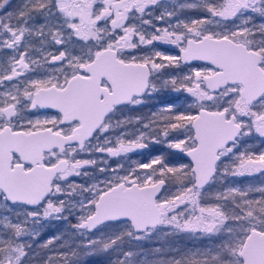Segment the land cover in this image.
Listing matches in <instances>:
<instances>
[{"label":"snow or ice","instance_id":"6c2138e0","mask_svg":"<svg viewBox=\"0 0 264 264\" xmlns=\"http://www.w3.org/2000/svg\"><path fill=\"white\" fill-rule=\"evenodd\" d=\"M255 174L264 0H0V264H264Z\"/></svg>","mask_w":264,"mask_h":264},{"label":"rangeland","instance_id":"374dc122","mask_svg":"<svg viewBox=\"0 0 264 264\" xmlns=\"http://www.w3.org/2000/svg\"><path fill=\"white\" fill-rule=\"evenodd\" d=\"M23 0H12L13 7H16L17 5L21 4ZM171 3H179L182 2V0H170ZM200 15V13L196 11H185L181 14L182 18H197ZM165 50V49H162ZM251 148L254 151H259V141L251 142L250 144ZM164 152L165 155H167V150L162 148L159 145L150 146L149 149L143 150L141 153L137 154H130L132 155V163L139 162V161H145L147 162L150 158H152L157 152ZM127 163L125 162V166L127 167ZM77 179V178H76ZM239 184L238 186L246 187L248 185L253 186H260L261 184H264V176H260L259 174H255L253 176H247V177H238L235 178ZM79 181V180H78ZM220 188V185H217L216 188H213L211 191L212 193H215L217 189ZM258 195V194H255ZM66 225H64L62 222H56L52 221L51 223L45 222V227L41 232V243L43 240H46L49 235H63L65 239H67V236L70 235L65 233ZM71 243V241H69ZM143 250L146 252H149L151 250H154L156 247H159L161 243L165 244L166 249L170 246L171 248H180L183 250H190L195 248H200L207 244V241H200L195 240L188 236L187 234H181L179 236H169L165 238L163 235H161L158 238H154L151 241H141L140 242ZM125 247H128L126 244ZM63 249L60 248V245H56V251H62ZM38 256H45V255H52L55 256L54 252H49L46 249H38L37 250ZM116 254L115 253H109V254H98L95 256H87V257H81V259L85 262V264H109L110 260H115ZM53 264H60L59 259H54Z\"/></svg>","mask_w":264,"mask_h":264},{"label":"flooded vegetation","instance_id":"af4514ba","mask_svg":"<svg viewBox=\"0 0 264 264\" xmlns=\"http://www.w3.org/2000/svg\"><path fill=\"white\" fill-rule=\"evenodd\" d=\"M163 26V25H162ZM173 46H169V45H162L161 46V49H170V48H172ZM173 51H175L174 49H173ZM145 112H147L148 111V109H145L144 110ZM185 162H187V161H185ZM77 180H79V178H77Z\"/></svg>","mask_w":264,"mask_h":264}]
</instances>
